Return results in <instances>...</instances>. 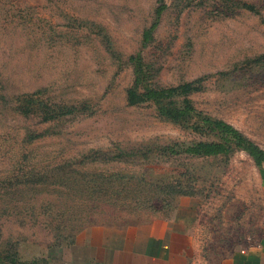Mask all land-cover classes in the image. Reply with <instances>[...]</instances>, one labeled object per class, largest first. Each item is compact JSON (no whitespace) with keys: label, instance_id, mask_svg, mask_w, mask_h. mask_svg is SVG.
Returning a JSON list of instances; mask_svg holds the SVG:
<instances>
[{"label":"rangeland","instance_id":"1","mask_svg":"<svg viewBox=\"0 0 264 264\" xmlns=\"http://www.w3.org/2000/svg\"><path fill=\"white\" fill-rule=\"evenodd\" d=\"M165 2L142 46L158 0H0L1 248L9 242L22 258L50 259L86 224L164 215L156 201L97 206L88 171L130 174L140 188L144 179L194 180L195 192L183 195L197 206L199 264H218L262 232L264 166L244 150L226 159L116 157L118 146L199 137L151 101L127 102L137 51L159 84L194 81L198 109L264 148V0ZM20 103L34 109L23 113Z\"/></svg>","mask_w":264,"mask_h":264},{"label":"trees","instance_id":"2","mask_svg":"<svg viewBox=\"0 0 264 264\" xmlns=\"http://www.w3.org/2000/svg\"><path fill=\"white\" fill-rule=\"evenodd\" d=\"M244 5L251 7L248 3ZM166 7L165 0H158L154 10V19L142 32V46H146L153 38L158 18ZM129 60L132 64L133 80L126 89L127 102L129 104H137L151 101L159 116L191 130L199 137L191 140L176 139L165 143L149 142L128 147L118 146V151L115 153L117 154L116 157H133L141 153L145 158L187 155L197 157L222 156L226 159L235 150L241 149L252 157L256 165L264 166V148L262 146L231 122L220 117H213L194 105L191 93L199 89V86L194 81L161 85L156 81V69L151 64V61L143 59L141 51L130 54ZM18 108L23 113H28L34 109V107L23 105L22 103L18 105ZM53 115L54 113L50 117ZM103 152L106 155L111 153L112 149L103 150ZM88 172H90L88 180L91 182L90 193L95 194L92 198L99 202L97 204L99 207H101V202H108L111 205L122 203L126 204L127 208L138 210L144 209L147 204L151 207L152 204L149 202L156 201L162 202L161 208H164V215H167L174 208L179 195L193 194L195 192V185L192 183L194 180L189 181L191 184L184 181L173 183L144 179V185L140 188L136 186V183L133 185L131 182L133 175L130 174L103 173L100 171ZM180 173L187 176L191 174L182 171ZM114 182L121 184H119L120 186H113ZM127 222L125 221L124 223ZM74 238L75 234L66 244L72 243ZM0 264L53 263L48 256L22 258L17 248L12 243L7 242L5 248L0 247Z\"/></svg>","mask_w":264,"mask_h":264},{"label":"crops","instance_id":"3","mask_svg":"<svg viewBox=\"0 0 264 264\" xmlns=\"http://www.w3.org/2000/svg\"><path fill=\"white\" fill-rule=\"evenodd\" d=\"M197 206L180 195L167 215L127 223H92L50 252L53 264H199L193 259ZM218 264H264V223L254 240Z\"/></svg>","mask_w":264,"mask_h":264}]
</instances>
